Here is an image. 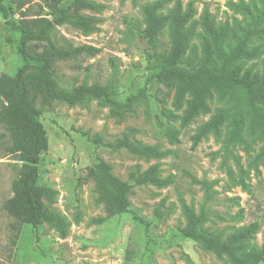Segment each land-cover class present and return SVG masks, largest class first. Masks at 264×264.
Masks as SVG:
<instances>
[{
    "label": "rangeland",
    "instance_id": "obj_1",
    "mask_svg": "<svg viewBox=\"0 0 264 264\" xmlns=\"http://www.w3.org/2000/svg\"><path fill=\"white\" fill-rule=\"evenodd\" d=\"M94 1L103 5L100 12H89L100 20L97 29L83 33L63 25L58 27L57 38L73 46L92 45L98 52L58 60L56 75L67 86L105 84L112 78L120 101L136 97L134 112L117 122L109 109L96 100L76 105L54 101L49 107L37 101L48 139V148L41 154L39 183L55 191L51 207L69 227L67 235L61 237L47 223L36 228L24 224L15 243L9 226L12 219L3 203L11 195L19 162L6 155L8 134L0 126V264H231L225 257L219 258L181 236L186 225L182 203L193 206L197 213L205 208L210 215L204 227L220 233L223 239L258 222L259 229L246 241V250L260 248L264 244V158L257 155L263 140L248 136L245 130L246 145L235 146L236 158H225L222 149L229 126L224 123L218 137L209 133L193 145L198 127L229 105L227 97L219 100L214 95L208 100V113L181 126L186 105L174 110L173 90L153 78L146 67V51L168 47L167 28L153 47L143 35L142 7L156 0ZM175 1L166 0L161 12H168ZM180 1L185 7L190 0ZM192 1L198 22L204 8L216 24L243 22V16L228 5L238 0ZM243 1L257 6L264 2ZM2 22L0 17V72L14 75L21 61L5 41ZM197 29L202 32L200 26ZM226 42L233 43L230 38ZM192 43L199 45L196 38ZM250 47H258L261 53L255 59L242 60L243 70L262 74L264 36L254 37ZM165 110L178 118H167ZM170 126L177 130L176 141L167 133ZM129 129H133L131 140L157 145L169 153L147 159L126 149L111 150L102 145L101 142L115 141ZM99 159L110 164L121 180H127L133 169L143 171L158 163L160 176L169 178L170 183L164 187L141 185L132 190L131 209L141 220L134 219L130 212L109 215L104 205L96 202L95 181L88 175L90 166ZM204 181L211 184L208 201Z\"/></svg>",
    "mask_w": 264,
    "mask_h": 264
},
{
    "label": "trees",
    "instance_id": "obj_2",
    "mask_svg": "<svg viewBox=\"0 0 264 264\" xmlns=\"http://www.w3.org/2000/svg\"><path fill=\"white\" fill-rule=\"evenodd\" d=\"M165 3L166 0H156L142 7L143 35L151 46L157 44L165 28L168 34V47L146 51L145 60L151 76L173 90L174 110H181L186 105L181 126L188 125L201 113H208V100L214 95L219 100L227 97L229 103L198 127L193 145L209 133L218 137L221 126L227 123L229 131L222 149L225 158H236L233 154L235 146L246 145L245 130L248 136L263 140L257 157L264 158V65L262 74H258L250 69L243 70L242 64V60L255 59L261 53L258 47H250V44L254 37L264 36V2L261 6L243 0L229 2L230 8L243 16L242 23L235 20L232 25L228 21L216 24L207 8L198 22L194 19L192 0L185 7L176 0L168 12L162 13ZM102 9L103 5L94 0H0L5 41L21 61L14 75L0 72V126L9 140L5 152L19 162L11 182V195L3 203L12 219L9 226L13 243L24 224L36 228L47 223L61 237L68 233V222L51 207L55 191L39 183L41 154L48 148V139L37 101L49 107L54 101L76 105L96 100L109 109L110 116L117 122L134 112L136 97L129 96L120 101L112 78L105 84L67 86L60 82L55 72L58 60L98 52L92 45L73 46L60 41L58 27L69 25L83 33L93 32L100 20L89 12ZM198 26L202 32L198 31ZM195 38L199 45L192 43ZM228 38L232 44L226 42ZM163 114L172 120L178 118L170 110ZM132 131L129 129L113 142L104 143L99 138L97 141L111 150L126 149L141 158H162L169 153L157 145L131 140ZM167 133L172 141H176L177 130L170 126ZM88 175L95 181L96 202L103 204L109 215L130 212L137 220L141 219L131 209L129 201L132 190L141 185L164 187L170 183L169 178L160 176L158 163L143 171L133 169L127 180H121L112 172L110 164L99 159L90 166ZM203 185L208 201L211 184L204 181ZM182 211L186 219L181 231L183 238L196 242L219 258L225 257L231 264L264 261V244L246 250V241L259 229L258 222L241 227L223 239L220 233L204 227L210 215L205 208L197 213L193 206L182 203Z\"/></svg>",
    "mask_w": 264,
    "mask_h": 264
}]
</instances>
